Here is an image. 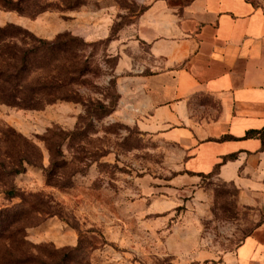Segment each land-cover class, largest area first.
Here are the masks:
<instances>
[{
	"label": "rangeland",
	"instance_id": "1",
	"mask_svg": "<svg viewBox=\"0 0 264 264\" xmlns=\"http://www.w3.org/2000/svg\"><path fill=\"white\" fill-rule=\"evenodd\" d=\"M30 1L43 11L0 7V28L76 37L83 71L67 86L69 101L0 104V211L16 215L22 247L5 233L0 264L17 255L32 264H228L223 256L264 221V204L241 206L215 174L177 173L176 148L144 132L129 109L128 78L154 64L137 22L157 0ZM247 1L264 9V0Z\"/></svg>",
	"mask_w": 264,
	"mask_h": 264
},
{
	"label": "crops",
	"instance_id": "2",
	"mask_svg": "<svg viewBox=\"0 0 264 264\" xmlns=\"http://www.w3.org/2000/svg\"><path fill=\"white\" fill-rule=\"evenodd\" d=\"M136 28L154 59L149 73L128 78L129 109L144 132L176 148L177 173L215 174L237 189L241 206L263 205L264 9L247 0H157ZM222 259L264 262V221Z\"/></svg>",
	"mask_w": 264,
	"mask_h": 264
},
{
	"label": "trees",
	"instance_id": "3",
	"mask_svg": "<svg viewBox=\"0 0 264 264\" xmlns=\"http://www.w3.org/2000/svg\"><path fill=\"white\" fill-rule=\"evenodd\" d=\"M75 5L77 1L68 3V7ZM0 7L35 16L43 11L45 6L39 8L30 0H0ZM12 28L18 32L0 28V104L35 110L58 100L73 99L68 94L67 86L73 84L83 71L80 63L83 57L80 56L83 51L81 47L85 45L83 41L67 33L57 35L53 41H47L33 36L26 30L13 26ZM257 134L260 132H250L247 136ZM7 194L12 196L13 192L9 191ZM17 221L16 215L0 211V238L8 233L7 238L11 239L15 249L21 252L22 247H19V242L15 240L19 229L12 227ZM8 254L11 256V253ZM33 262L32 258L22 255L13 259V264ZM59 262L62 264L63 259Z\"/></svg>",
	"mask_w": 264,
	"mask_h": 264
},
{
	"label": "built area",
	"instance_id": "4",
	"mask_svg": "<svg viewBox=\"0 0 264 264\" xmlns=\"http://www.w3.org/2000/svg\"><path fill=\"white\" fill-rule=\"evenodd\" d=\"M260 264H264V262L260 263Z\"/></svg>",
	"mask_w": 264,
	"mask_h": 264
}]
</instances>
